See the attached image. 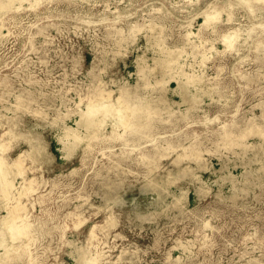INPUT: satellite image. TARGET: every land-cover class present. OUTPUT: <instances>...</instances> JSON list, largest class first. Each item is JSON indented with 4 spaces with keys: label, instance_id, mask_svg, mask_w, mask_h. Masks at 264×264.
<instances>
[{
    "label": "rangeland",
    "instance_id": "obj_1",
    "mask_svg": "<svg viewBox=\"0 0 264 264\" xmlns=\"http://www.w3.org/2000/svg\"><path fill=\"white\" fill-rule=\"evenodd\" d=\"M244 2L7 3L0 11V160L13 165L12 178L19 169L17 185L33 178L35 188L18 201L9 189L0 192V226L2 215L31 220L11 239L23 247L8 264H77L78 246L87 257L99 252V264H264V49L257 48L264 0ZM210 11L220 19L204 25ZM235 30L231 50L222 37ZM121 33L134 41L118 43ZM152 33L198 77L180 87L172 72L150 69L167 52ZM138 55L146 56L144 80L153 84L138 92H163V101L143 102L165 111L141 118L151 127L129 146L105 137L115 126L101 105L128 106L113 97L120 84L140 80ZM100 89H112L111 99ZM82 111L107 127L68 158L59 138ZM7 229L5 241L15 234Z\"/></svg>",
    "mask_w": 264,
    "mask_h": 264
},
{
    "label": "bare ground",
    "instance_id": "obj_2",
    "mask_svg": "<svg viewBox=\"0 0 264 264\" xmlns=\"http://www.w3.org/2000/svg\"><path fill=\"white\" fill-rule=\"evenodd\" d=\"M11 1L12 0H7V1L0 0V11H2L4 8H6V6L8 5L7 3L11 2ZM244 1H245L244 3H252L254 1H263V0H244ZM220 13L221 12H214V11L206 12L204 25H208V24L213 23L216 20H219L220 16H221ZM0 21H1V23H0V37H2L3 36V28L6 27V25H4V20H2L1 18H0ZM134 29H136V28H134ZM153 29H154L153 26H150V30L153 31ZM136 31L137 30H133L131 34H135ZM189 35H191V34H188V36ZM151 36L153 38V43L157 44L161 48L162 52H165V51H167V52L164 53L163 57H158V58L154 57L153 62H154L155 67L150 68V69H156L158 67H161V68H164V69L172 72L173 75H172L171 79H175L176 81H178V84L180 87H182L181 82H184V84L186 85L187 81L189 82L192 79L198 77V75H196V74H189L186 71H184L186 64H181L178 61V59L174 56L173 51L167 50V48L164 46V44L162 43V40L159 37L155 36L153 33L151 34ZM133 37L134 36H132V35L127 36V34L121 33L118 43L121 44L123 41L131 43L134 41ZM222 40H223V43L225 44L226 48H229L232 50L234 45L236 44V42L238 40V31L235 30L233 33H225L222 37ZM257 48L258 49H264V42L259 43ZM149 67H150V65L147 63L146 56L145 55H138L137 56V73L140 77V80H144V75H145L144 70L146 68H149ZM4 80L6 82H8L7 78H5ZM140 80L138 79V81L135 85H131L129 83L120 84L119 90L121 92V95L117 98L115 96L113 97L115 99L114 101H116V103L117 102L119 103V101L122 99L127 100V105H128L127 107H121V104L119 103L116 105L117 107H115L114 110H112L111 104H109L110 102L105 103V101H104V104L102 103L103 105H101V108L102 109L104 108V110H101L99 108L102 111L101 114L104 116L103 119L105 121H107L108 123H111L115 126V127H113L111 132L105 133L106 138H111L112 136H114L115 138L122 139L123 142L125 143V145L129 144V146H132L133 145L132 143L133 142L135 143L134 138L138 137L139 134H141V133L146 135L147 132H144V131L149 130L151 127V125L147 124V121H142V119L145 120V118L148 117L151 113L153 114L156 112L158 114V112H160V110H161V112L165 111L164 106H162V109H161V107H155L154 108V107L150 106V104L145 105L144 102H147L149 99H153L156 101L157 100L163 101L164 97H163V92H159V90H156V89L154 90L156 92H153L151 94H144V95L139 94L138 90L141 87L153 88V84L150 83L149 81L144 80V83H140ZM156 83L157 84L160 83V80L156 81ZM111 90L100 89V91H99L100 96H102L103 98H108V99L110 98L111 99L112 94H113ZM181 97H182V100H189L190 99V98H187L186 95H181ZM20 99L21 98L19 97V100ZM144 99L145 100L148 99V100L145 101ZM111 101H113V100H111ZM106 102H108V101H106ZM140 102H143V103L140 104ZM99 103H100V101L98 103H93V105L94 104L98 105ZM96 106H94L95 109H97ZM98 107H100V106H98ZM170 107H171V105L168 106V110L171 109ZM91 109L94 110L93 106H89V110H91ZM99 109L96 110V113H98V111H100ZM166 110H167V108H166ZM88 111H86V112L82 111V113L80 112L81 117H80V119H78L75 122V123H77V127L65 125L63 128L64 129V136H60L59 142H62L63 150H64V154H65L64 156H66L68 158L70 156H72V152L75 151V149L79 143L83 142L85 139L88 140L89 137L92 136V134L95 133L97 130H101L102 132H105V130H106L105 127H107V125L105 126V124H107V122L105 123L104 120H103L104 122L103 121L100 122V118L98 120H95V118L93 117L94 115H92V114H96V113H94L93 111H92V113L88 112ZM125 112H127V115H123L124 116L123 118L128 117V118H126L127 122L125 121L126 119H124L123 121L120 120L121 121L120 122L118 120L119 119L118 116L120 114H125ZM96 116H97V114H96ZM123 118H121V119H123ZM121 126L123 129H125L124 133L119 131V127H121ZM258 134H260L264 140V132L259 131ZM125 135L127 136V138L124 137ZM103 136H104V134H103ZM230 143H231V145L236 144L234 142H230ZM242 145L245 146V148H247V149L250 147H253V143H247V144H242ZM0 146H3V145H0ZM1 149H4V148L2 147ZM44 151H45V149H44ZM45 154H47L46 151H45ZM18 156L21 157L22 153H20ZM42 158H43V156H42ZM198 158H200V157H198ZM49 159H47V161H49ZM6 161L7 160L3 159V158H2V160H0V192L3 193L9 189L12 192L11 200H17L18 201L28 191H35L34 181H33V178H31V179L29 178L30 179L29 182L24 181L23 184L19 183V185H17L15 182V177L18 175L22 176V174L19 173V169H18L17 173L14 175V178H12L11 173L8 171V169L11 170V167L13 165L9 162H8L9 163L8 164ZM201 181H203V180H201ZM21 185H23V187ZM202 187H203L202 189L204 190L202 192H205V191L209 192L211 190V187L209 186V184L207 182L203 181ZM7 206H8L7 201H4L2 207L5 209V208H7ZM16 208H18V207H16ZM1 217H2L1 219L3 220V221H1V223L4 222V224H3L4 227L0 226V247H1V249H0V251H1V253H0V264H8L9 262H11V260L13 258L12 254L19 253L21 248L23 247L20 244L14 245V242L12 240L18 241L20 239V234L22 233L21 228H22V230L23 229L26 230V225L28 224L30 218H29V216H28V218L26 216H18L16 218H12V216L11 215L9 216V214H8V216L2 215ZM29 223L31 224V222H29ZM7 227H8V229H7ZM4 229H7L8 231L10 229H12L13 231H15V234L10 235L9 240H7V241H5V238L8 239V237H7L8 235L7 234L3 235V233H7V231L4 232ZM92 239H94V238H92ZM4 241L6 242L5 244H4ZM66 243L68 244L71 242L66 241ZM77 249H78L77 250V252H78L77 256L79 257L76 259L77 264H99V262H97L98 261L97 258H98V256H100L99 252L97 253V255L95 257H93V256L87 257V252H85V253L82 252L83 247L78 246Z\"/></svg>",
    "mask_w": 264,
    "mask_h": 264
}]
</instances>
